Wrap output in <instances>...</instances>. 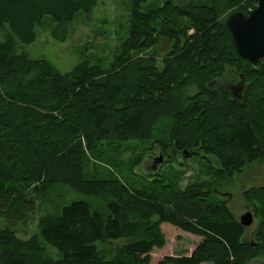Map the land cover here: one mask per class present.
<instances>
[{
	"label": "trees",
	"instance_id": "1",
	"mask_svg": "<svg viewBox=\"0 0 264 264\" xmlns=\"http://www.w3.org/2000/svg\"><path fill=\"white\" fill-rule=\"evenodd\" d=\"M147 1L134 0L116 64L154 47L159 37L172 43L171 60L159 68L138 59L124 76L96 80L99 67L87 58L63 73L17 49L35 40L43 18L57 21L52 32H68L77 13L91 11L97 0H0V54L8 59L0 61V218L14 227L37 207L28 188L40 193L64 184L107 199L106 213L73 199L59 213L42 214L39 234L28 239L2 230L0 264H264V181L244 192L257 213L253 232L230 207L232 194L218 189L264 159V58L255 66L239 56L221 10L227 0H167L141 10ZM258 1L228 0L229 13L248 15ZM230 69L244 81L239 98L218 85ZM164 118L173 119L175 142L167 146L178 158L201 151L217 158L197 160L208 178L179 188L181 173L173 183L161 167L142 186L96 177L100 166L92 168L89 155L102 157L105 143L119 149L131 140H151ZM164 231L195 235L199 242L154 262L167 248ZM105 241L123 242L108 256L98 249ZM49 245L59 258L49 255Z\"/></svg>",
	"mask_w": 264,
	"mask_h": 264
},
{
	"label": "rangeland",
	"instance_id": "2",
	"mask_svg": "<svg viewBox=\"0 0 264 264\" xmlns=\"http://www.w3.org/2000/svg\"><path fill=\"white\" fill-rule=\"evenodd\" d=\"M167 0H149L142 4L141 10L147 11L164 5ZM181 2H203L211 3L210 0H174ZM134 8V0H97V3L89 12L80 11L68 25V32H52L57 25L50 17L43 18L41 24L36 27V38L30 43L19 45L17 52L25 51L30 58H44L48 60L60 72H68L79 63L82 59L87 58L97 65L96 80L105 76H124L129 65H132L138 59L153 63L157 67L164 66L166 61L171 60L170 48L172 43L164 38L159 37L158 43L146 50H141L125 64L118 62L116 56L120 52L122 42L128 37L130 20ZM228 0L224 2L222 7L223 13L231 14ZM233 9V8H232ZM226 11V12H225ZM229 13V14H228ZM225 15V14H224ZM190 33L191 32L190 30ZM65 35V37H63ZM5 33L2 32V38ZM8 59L0 54V61L5 65ZM14 62V61H13ZM11 64V63H9ZM8 72V65L2 68V71ZM101 70L103 73L101 74ZM134 73L137 72L134 70ZM134 74V75H135ZM130 75V74H128ZM236 77L235 70L230 69L228 75L221 77L234 79ZM221 79V80H222ZM116 80L123 81L122 77ZM236 80V78H235ZM242 81L237 79L236 81ZM234 81V80H233ZM218 81V85H220ZM189 87L188 91L193 93L197 91L196 85ZM26 106L28 104H25ZM3 120L0 119V123ZM173 119L164 118L154 127V135L151 140H131L117 149V143H105L102 157L89 155L90 165L100 166V171L96 173L97 178L118 177L126 185L142 186L149 178L147 163L145 166V158L151 153L156 157L163 156L166 159L160 146L165 145L167 152L174 150L173 144L175 137L172 136L171 130ZM121 152V153H120ZM120 153V154H119ZM166 153V152H165ZM144 154V155H143ZM167 154V153H166ZM173 156V152L171 153ZM143 157L141 158V156ZM206 155V157H203ZM197 160L202 164L208 161L217 163V158L213 154H205L200 152L199 157L194 156L187 159L188 166H183L175 162L166 160L161 169L162 176L167 177L171 182H175L177 175L180 174L177 186L183 188L191 183L198 182L200 179L208 178L203 175L201 167L199 168ZM90 178V176H88ZM264 181V159L250 163L244 172L236 175L233 181H229L224 186L218 188L219 192H230L232 201L230 207L237 216H241L250 210H253L252 204L247 201L244 192L252 186H258ZM28 194L36 200L37 207L26 213V218L17 226H11L9 221L0 218V232L6 228L13 229L16 235L23 239H28L34 234H39L38 221L42 214L59 213L62 206L70 203L73 199H85L91 203L93 209H97L102 213H106L107 199L97 196L88 195L80 191H76L70 186L64 184H56L52 187L45 188L40 193L28 188ZM257 218L248 226V230L253 232L256 228ZM170 229V228H168ZM163 229H161L162 231ZM167 239V248L161 250L154 257V262H158L165 255H174L187 252L198 244L194 236L190 234H181L164 231ZM123 241H105L98 243V249L110 255V252ZM48 253L54 258H59V251L53 246H47ZM203 264H213L205 262Z\"/></svg>",
	"mask_w": 264,
	"mask_h": 264
},
{
	"label": "water",
	"instance_id": "3",
	"mask_svg": "<svg viewBox=\"0 0 264 264\" xmlns=\"http://www.w3.org/2000/svg\"><path fill=\"white\" fill-rule=\"evenodd\" d=\"M226 23L239 56L253 65L259 66L264 57V0H259L257 6L248 15L242 10H234L226 16ZM243 90L244 81L239 85V97L242 96ZM185 153H188V150ZM156 158L163 161L162 155ZM158 167L155 169L156 172L160 168ZM256 214L254 211H248L239 217V221L247 227L254 222Z\"/></svg>",
	"mask_w": 264,
	"mask_h": 264
},
{
	"label": "flooded vegetation",
	"instance_id": "4",
	"mask_svg": "<svg viewBox=\"0 0 264 264\" xmlns=\"http://www.w3.org/2000/svg\"><path fill=\"white\" fill-rule=\"evenodd\" d=\"M264 58V57H263ZM262 60V59H261ZM235 78H236V80L239 78H241V76L239 75V76H236V77H234V79H231V78H224V79H220L219 81V83H220V85L219 86H223V87H226L228 90H229V92L231 93V95L232 96H234L235 98H239V95H238V89H239V85L241 84V80L239 81H236L235 80ZM234 80V81H233ZM173 156H174V161L175 162H179V163H185L186 162V159H185V157H183V155H181V158H178L177 156V153H174L173 154ZM189 156V155H188ZM166 159H164V161H161L160 159H157L156 158V156H152V154L151 153H149L147 156H146V158H145V164L143 165V166H145L147 163L149 164V166H148V168H146V169H148L149 170V174H152V172H154V173H157L156 172V168L158 167V164H160L161 166H164V163H165V161L168 159H170L169 157H165ZM184 158V159H183ZM159 165V167H161ZM158 167V168H159ZM150 178V177H149ZM251 211V210H250Z\"/></svg>",
	"mask_w": 264,
	"mask_h": 264
}]
</instances>
